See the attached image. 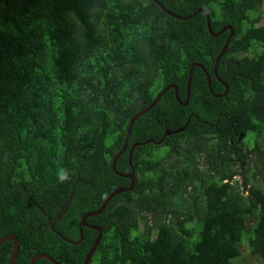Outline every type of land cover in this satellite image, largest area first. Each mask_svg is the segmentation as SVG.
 <instances>
[{
	"label": "trees",
	"instance_id": "trees-1",
	"mask_svg": "<svg viewBox=\"0 0 264 264\" xmlns=\"http://www.w3.org/2000/svg\"><path fill=\"white\" fill-rule=\"evenodd\" d=\"M158 1L182 17L206 9L215 34L233 27L218 66L226 95L214 67L230 31L213 37L204 13L0 0V239L19 240L14 264L39 253L84 264L98 231L82 226L80 239L82 218L131 186L113 170L131 119L170 85L185 101L193 64L213 91L195 66L187 106L171 88L135 121L116 163L135 168V188L87 218L103 228L89 264H264V0ZM13 248L0 245V264Z\"/></svg>",
	"mask_w": 264,
	"mask_h": 264
},
{
	"label": "water",
	"instance_id": "water-1",
	"mask_svg": "<svg viewBox=\"0 0 264 264\" xmlns=\"http://www.w3.org/2000/svg\"><path fill=\"white\" fill-rule=\"evenodd\" d=\"M165 13H167L168 15L172 16V17H175L177 19H181V20H188V19H191L192 17L200 14V13H204L206 15V18H207V26H208V30H209V33L213 36V37H219L221 36L224 32H226L227 30L230 31V34L228 36V38L226 39V42L224 44V47L220 53V55L218 56L216 62H215V67H214V70H215V76L218 77V66H219V63L221 61V59L223 58V56L225 55V53L227 52L228 50V47H229V44H230V41L231 39L235 36V31L233 29V27L231 26H226L224 27L219 33L215 34L212 30V26H211V20H210V16L208 14V12L206 11V9H198L196 10L191 16H188V17H182V16H179L177 14H175L174 12L168 10L164 5H162L158 0H153ZM195 66H199L201 67L202 69H204L206 75H207V78H208V83H209V87H210V90L213 91V88H212V81H211V76L210 74L207 72V70L204 68V66L200 65V64H193L190 68V73H189V79H188V86H187V97H186V100L183 101L181 98H180V95H179V88L177 85H170L168 86L167 88H165L158 96L157 98L153 101V103L151 105H149L148 107H146L145 109H141L130 121V125H129V128L127 130V133H126V139H125V144L124 146L122 147V149L120 150V152L114 157V160H113V170L115 171V173H117L118 175L120 176H123V177H126V178H129L131 179V186L129 188H117L115 191H113L107 198L106 200L104 201L103 205L101 206V208L98 210V211H94V212H89L87 213L81 220L80 222V239H82L83 237V229H82V226H86V227H89V228H93L95 230L98 231V238L95 240L94 244H93V247L91 248V250L89 251V253L87 254L86 258H85V262L84 264H89L90 263V259L91 257L93 256L95 250L97 249V246L98 244L100 243V239L102 238V235H103V228L100 227V226H96V225H90L88 222H87V218L90 217V216H94V215H100L102 214L105 209L107 208V206L109 205L110 201L117 195L119 194H122V193H125L127 191H132L134 190L135 188V184H136V177H135V168H133V171L131 173H127V174H123V173H120L117 169H116V163L118 161V159L126 152L127 148H128V144H129V140H130V136H131V131H132V128H133V125L135 123V121L140 118L142 115L146 114L147 112H149L152 108H154L158 103L159 101L161 100V98L163 97V95L165 93H167L168 90H170L171 88H174L175 89V95H176V99L177 101L183 105V106H187L190 102V98H191V85H192V75H193V69ZM218 80L226 87V91L225 93L219 95L220 97L226 95L228 92H229V85L222 80V78L218 77ZM217 96V95H216ZM181 130L183 129H179V130H176L175 132H180ZM170 134V133H168ZM140 142H136L132 145L131 147V150H130V153H129V162L130 164L132 165V157H133V152L135 150V148L137 146H139ZM63 237V236H61ZM64 238V237H63ZM6 241H11L13 243V252L11 254V257H10V261H9V264H14L15 263V260L17 259V256H18V252H19V248H20V242L19 240L17 239L16 236L14 235H8V236H5L3 238L0 239V245H2L4 242ZM80 241V240H79ZM78 241V242H79ZM77 242V243H78ZM39 259H47L49 260L52 264H58L52 257H50L49 255L47 254H43V253H39V254H36L30 261V264H36L37 260Z\"/></svg>",
	"mask_w": 264,
	"mask_h": 264
},
{
	"label": "flooded vegetation",
	"instance_id": "flooded-vegetation-1",
	"mask_svg": "<svg viewBox=\"0 0 264 264\" xmlns=\"http://www.w3.org/2000/svg\"><path fill=\"white\" fill-rule=\"evenodd\" d=\"M203 66V65H202ZM205 68V67H204ZM206 69V68H205ZM204 70V69H203ZM207 70V69H206ZM208 72V71H207ZM209 73V72H208ZM210 74V73H209ZM215 74V73H214ZM207 76V75H206ZM190 123V120L188 121V123H187V126H188V124ZM183 128V127H182ZM186 128V126H184V129ZM180 128H178V129H176V130H179ZM176 130H170L169 128H167L166 129V135L164 136V137H171L172 139H177V138H174L173 136H175V135H177V134H180V132L179 133H173V132H175ZM168 133H170V135L168 134ZM169 135V136H168ZM248 150V148H246V150L245 151H247ZM236 161H240L241 162V166H242V168H243V164H245V163H247L246 161H242V159H240V158H237V160ZM240 178L242 177V176H239ZM43 254H45V253H43Z\"/></svg>",
	"mask_w": 264,
	"mask_h": 264
},
{
	"label": "clouds",
	"instance_id": "clouds-1",
	"mask_svg": "<svg viewBox=\"0 0 264 264\" xmlns=\"http://www.w3.org/2000/svg\"><path fill=\"white\" fill-rule=\"evenodd\" d=\"M225 88H226V87H225ZM173 133H176V132H173ZM165 135H166V134H165ZM165 135H164V136H165ZM169 135H170V134H169ZM169 135H168V136H169ZM166 137H167V136H166ZM155 141H156V140H148L147 142H155ZM161 141H162V140H161ZM135 143H136V142H135ZM133 144H134V143H133ZM133 144H132V145H133ZM142 144H143V143H142ZM129 145H130V140H129L128 148H129ZM140 145H141V144H140ZM140 145H139V146H140ZM131 147H132V146H131ZM137 147H138V146H137ZM137 147H136V148H137ZM128 148H127V150H128ZM136 148H135V149H136ZM127 150H126V151H127ZM130 150H131V148H130ZM129 153H130V152H129ZM133 154H134V152H133ZM132 161H133V157H132ZM129 163H130V162H129ZM130 165H131V164H130ZM133 168H134V167H133ZM132 171H133V170H132ZM126 174H127V173H126ZM135 177H136V175H135ZM61 179H66V177H65V176H62ZM90 225H91V224H90ZM100 240H101V239H100ZM98 245H99V244H98ZM97 247H98V246H97ZM90 260H91V259H90Z\"/></svg>",
	"mask_w": 264,
	"mask_h": 264
},
{
	"label": "rangeland",
	"instance_id": "rangeland-1",
	"mask_svg": "<svg viewBox=\"0 0 264 264\" xmlns=\"http://www.w3.org/2000/svg\"><path fill=\"white\" fill-rule=\"evenodd\" d=\"M262 23L264 24V20H263ZM185 126L187 127V124H186ZM180 129H183V130L180 131V133H181L182 131H184V126H183V128L181 127ZM176 133H179V132H176ZM174 160H176V159H174ZM235 179L238 180L239 182H241V179H240V178H236V177H235ZM245 254H247L246 251H245Z\"/></svg>",
	"mask_w": 264,
	"mask_h": 264
}]
</instances>
